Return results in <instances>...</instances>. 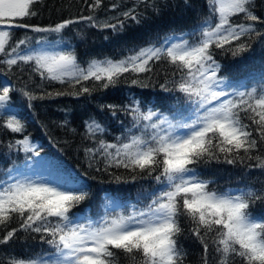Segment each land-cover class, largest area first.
I'll return each instance as SVG.
<instances>
[{
    "label": "snow or ice",
    "instance_id": "snow-or-ice-1",
    "mask_svg": "<svg viewBox=\"0 0 264 264\" xmlns=\"http://www.w3.org/2000/svg\"><path fill=\"white\" fill-rule=\"evenodd\" d=\"M38 2L0 0V65L7 66L8 72L24 64L42 79L61 84L104 81L102 87L108 88L124 74L149 73L154 62L164 60L173 66L178 78L172 80L171 87L167 82L161 84V90L181 94L189 107L187 114L169 116L156 109L152 100H133L129 110L134 127L143 122L141 135L119 145L100 142L109 166L115 164L133 173L139 170L148 177L156 173L153 178L160 187L150 193L144 206H134L127 214L106 211L96 222H81L72 210L88 196L86 185L54 186L20 174L19 166L8 168L0 178V226L6 227L13 219L20 223L19 228L0 237V244L8 243L18 231H26L40 234L41 242L54 249L48 258L41 253L26 254L12 258L10 264H118L120 253L130 264H183L184 252L178 242L181 216L190 221L191 233L203 247V264H208L210 249L215 250L218 264H264V213L249 211L254 201L264 200V192L251 188L209 190L210 181L201 179L194 167L221 159L233 164L237 158L247 157L255 158L256 166L264 169V156L252 155L264 146V83L229 91L230 86L218 75L221 65L211 51L214 46L236 56L249 50L244 38L264 35L255 26L264 22L252 11L254 0H207L209 15L191 32L158 38L119 60H91L87 68L80 67L72 51H30L29 36L12 43L14 29L60 33L77 22L66 19L50 27L24 23L37 15L33 6ZM100 2L94 0L90 8L99 7ZM134 11L121 15L139 23ZM241 14L251 23H233L232 18ZM80 19L92 21L93 17ZM92 26L119 31L124 22ZM14 91L11 85L0 86V110L6 108ZM81 91L90 89L82 87ZM21 93L29 100L35 98L27 90ZM142 104L152 106L143 111ZM0 126L12 133L24 131V124L15 115H8ZM87 128L93 135L103 130L96 121L88 122ZM9 148L38 155L27 136Z\"/></svg>",
    "mask_w": 264,
    "mask_h": 264
},
{
    "label": "trees",
    "instance_id": "trees-1",
    "mask_svg": "<svg viewBox=\"0 0 264 264\" xmlns=\"http://www.w3.org/2000/svg\"><path fill=\"white\" fill-rule=\"evenodd\" d=\"M93 3L94 0H39L33 6L37 15L27 18L24 23L50 27L66 19L77 22L60 33L14 29L12 43L29 36L32 38L30 51H72L80 67L87 68L91 60H119L130 55V50L145 47L158 38L172 33L187 34L209 15L207 0H101L99 7L90 8ZM132 9L138 15L139 23L121 15ZM252 11L264 22V0H254ZM82 16H92L93 20H81ZM120 21L124 22V27L119 31L92 26L93 23L119 24ZM232 21L251 23L242 14L233 17ZM255 26L264 33V23L258 22ZM244 39L249 50L236 56L214 46L211 49L214 59L221 65L218 75L230 86L229 91H244L264 83V35ZM37 40L47 43L38 45ZM174 78L178 77L174 75L173 66L164 60L154 62L149 73H126L108 88L102 87L104 81L61 84L42 79L28 65L20 64L12 72L7 71V66L0 65V86L7 83L16 89L10 93L6 108L0 110V125L8 115H15L24 124L22 134L0 126V178L5 177L8 168L16 165L20 174L30 179L44 178L54 186L78 188L81 184L86 185L88 196L72 210L79 214L77 219L81 222H96L106 211L127 214L134 206H144L150 193L160 187L153 178L156 173L148 177L139 170L133 173L115 164L109 166L110 159L103 154L100 142L119 145L133 135H141L143 122L140 127H134L129 110L133 100H152L156 109L169 116L177 112L187 114L189 105L181 94L161 90L160 85L165 82L171 87ZM133 79L138 81L137 84L132 83ZM82 87H88L90 92L81 91ZM21 90L31 92L35 98L29 100ZM150 106L142 104L141 109L146 111ZM91 121L99 123L103 130L95 135L89 133L87 123ZM245 123L250 121L245 120ZM24 136L29 138L38 155L10 150L9 145H15ZM110 151L114 153L115 149ZM252 155L264 156V146ZM256 165L255 158L244 157L237 158L233 164L221 159L194 167L201 179L210 181L209 190L251 188L264 192V169ZM249 211L264 213V200L254 201ZM179 222L182 232L178 242L184 252L183 264H203V247L192 235L190 221L181 216ZM19 223L18 219H13L6 227L0 226V237L12 228H19ZM53 251L41 242L40 234L18 231L8 243L0 244V264H10L14 257L33 253L48 258ZM207 259L208 264H218L214 249L207 253ZM118 264H130V261L120 253Z\"/></svg>",
    "mask_w": 264,
    "mask_h": 264
},
{
    "label": "rangeland",
    "instance_id": "rangeland-1",
    "mask_svg": "<svg viewBox=\"0 0 264 264\" xmlns=\"http://www.w3.org/2000/svg\"><path fill=\"white\" fill-rule=\"evenodd\" d=\"M7 85V83H6ZM33 180H37V181H45L47 182L44 178L38 177V178H32Z\"/></svg>",
    "mask_w": 264,
    "mask_h": 264
}]
</instances>
